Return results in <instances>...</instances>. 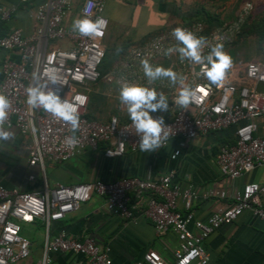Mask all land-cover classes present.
<instances>
[{"label":"built area","instance_id":"1","mask_svg":"<svg viewBox=\"0 0 264 264\" xmlns=\"http://www.w3.org/2000/svg\"><path fill=\"white\" fill-rule=\"evenodd\" d=\"M105 2L42 0L33 13L36 27L32 34L23 35L12 28L0 37V50L6 53L0 64V95L11 101L5 128L11 126L23 139L28 138L26 163L38 167L41 173V185L36 190L23 192L0 184V264H18L29 257L30 242L20 234L19 224L35 220L42 225L44 238L39 256L32 264H50L59 253L80 255L82 264H112L109 248L95 244L91 238H72L63 231L50 236L48 231L51 222L76 211L92 196L103 199L108 214L132 224L138 217L143 218L150 223L155 237H174L176 246L170 261L147 250L138 264H207L203 241L220 226L232 223L242 213L264 221V182L242 184L232 192L225 207L212 211L204 220L194 218L193 205L224 199L225 193L191 184L182 186L176 181L174 170L150 180L130 176L113 181L46 185V164H61L85 150L99 151L108 159L144 152L140 150V138L130 119L120 120L117 115H110L100 122L86 116L88 86L97 81L119 88L125 82L136 83L155 88L168 97L169 110L152 113L154 118L163 116L168 127L165 131L169 133L157 149L167 147L171 140L183 148L186 142L198 137L221 135L230 130L223 136L225 143L219 141L216 148L218 174L235 180L264 168V61L232 66L223 83L208 86V81L199 74V65L181 61L178 53L164 55L165 49L178 44L171 35L176 27L205 37L208 42L203 49L205 55L218 43L229 44L251 15V1L240 0L233 20L223 22L207 34L200 22L164 28L143 43L129 46L101 74L106 28L102 36H81L72 31V14L76 12L78 18L87 16L92 20L101 17L107 22L103 16ZM13 11V7L0 9V20L8 21ZM143 59L154 66L172 68L197 88V95L187 108L175 105L179 88L169 80L149 84L141 66ZM34 77L49 87L54 77L61 97L77 106L80 125L75 133L64 121L26 104V88L36 82ZM259 85L263 88L258 89ZM73 135L78 143L69 147L66 138Z\"/></svg>","mask_w":264,"mask_h":264},{"label":"crops","instance_id":"2","mask_svg":"<svg viewBox=\"0 0 264 264\" xmlns=\"http://www.w3.org/2000/svg\"><path fill=\"white\" fill-rule=\"evenodd\" d=\"M41 1L19 3L17 0H0V9L14 8L8 21L0 20V37L12 28L18 29L23 35L32 34L36 27L33 13ZM128 1L106 0L103 16L107 20L111 19L114 6L120 4L123 8H128ZM143 1L147 2L150 10H154V7L163 10L161 18L164 25L160 27L159 24L137 34L131 43L158 32L164 26L185 22L183 19L186 15H191L196 9L191 8V5L190 10L182 9L184 3H195L196 0ZM75 19H78L76 12ZM105 42L104 40V44ZM5 55L6 53L0 50V64ZM10 130L15 133L13 139L0 141V184L5 188H17L23 192L36 190L41 185V173L38 167H29L26 163L25 146L29 140L23 139L15 128L11 127ZM228 132L230 130L221 135H212L214 140L209 147L205 146L206 136H202L186 142L183 148L177 146L176 140H171L163 149L126 153L113 159L104 158L99 151L85 150L71 158L75 160L74 164L69 162L70 159L61 164H46L45 182L51 187L56 183L70 185L94 180L113 181L130 176L150 180L174 170L176 181L182 186L191 184L199 189L211 188L225 193L224 199H211L193 205L194 218L204 220L212 211L225 207L232 192L238 190L242 184L264 182V168L254 169L235 180L223 178L218 174L215 152L221 138L226 140ZM224 135L226 136L223 137ZM19 225L22 236L26 238L25 234L33 235L31 240L27 238L30 242L29 257L21 264H32L39 256L44 229L38 220ZM48 231L50 236L63 231L72 238H91L95 244L109 248L112 264H138L147 250H153L164 260L170 261L171 252L176 246L173 236L155 237L150 223L143 218L138 217L135 224H132L108 214L104 209L103 199L96 196H92L89 201L64 218L51 222ZM203 248L208 256L207 264H264V221L253 218L249 213H242L232 223L222 225L210 234L203 241ZM82 263L83 258L72 253L56 254L50 262Z\"/></svg>","mask_w":264,"mask_h":264},{"label":"clouds","instance_id":"3","mask_svg":"<svg viewBox=\"0 0 264 264\" xmlns=\"http://www.w3.org/2000/svg\"><path fill=\"white\" fill-rule=\"evenodd\" d=\"M106 27L107 22L101 17L92 20L85 16L73 20L72 23V31L86 37L102 36ZM171 35L178 44L165 49L164 55L178 53L181 61L188 60L199 65V74L208 81V86L223 83L232 67V58L224 51L223 44L218 43L212 46L210 52L205 55L203 49L208 43L205 37H197L183 27L174 28ZM141 66L149 84L160 79H167L172 86H178L175 105L187 108L197 95V88H193L186 82L185 76L178 75L172 68L154 66L148 59L141 60ZM51 79L52 87H49V85L41 84L39 79L34 77L36 82L26 88V104L33 110L42 108L53 117L64 121L75 133L80 125L77 106L61 97L55 78ZM118 99L126 108L131 124L140 138V150L156 151L161 146L162 139H166L169 133L165 131L168 127L165 126L163 116L154 118L152 113L167 112L169 110L168 97L162 92L158 93L155 88L125 82L120 86ZM10 108L11 101L6 96L0 95V141L11 140L15 135L10 130L11 126L5 128ZM77 143L78 139L75 135L66 138V144L69 147Z\"/></svg>","mask_w":264,"mask_h":264},{"label":"rangeland","instance_id":"4","mask_svg":"<svg viewBox=\"0 0 264 264\" xmlns=\"http://www.w3.org/2000/svg\"><path fill=\"white\" fill-rule=\"evenodd\" d=\"M109 1L119 2L120 0ZM131 2H127V5H130L128 8H123L120 4L115 5L111 11V19H106L105 45L107 48L114 49V51H109V54L114 58L121 49L124 50L131 45L137 34L148 31L159 24L160 27L164 25L161 18L162 9L154 7V10H150L147 2L143 0L142 2ZM239 2L240 0H196L195 3H184L182 9L190 10L191 5V8L202 9L211 15H215L216 19L223 23L231 19ZM251 3L253 6L251 18L246 20L247 23L243 33L234 42L232 40V43L230 42L224 46V51L232 58V66H243L248 62L264 61V0H251ZM74 15L75 13L72 14V16ZM181 24L183 25V23ZM167 27L169 26L163 28ZM262 88L263 86L259 85L258 89ZM119 90V87L103 81L97 82L95 85H89L87 93L90 99L88 113L102 120L112 114L128 116L126 108L119 102ZM213 140L212 135L206 136L205 146L209 147ZM69 162L74 164L75 160L70 159ZM25 236L31 240L33 235L25 234Z\"/></svg>","mask_w":264,"mask_h":264},{"label":"trees","instance_id":"5","mask_svg":"<svg viewBox=\"0 0 264 264\" xmlns=\"http://www.w3.org/2000/svg\"><path fill=\"white\" fill-rule=\"evenodd\" d=\"M234 16L231 17V19L225 21V22H229L231 20H233ZM251 18V15L248 17L247 20H249ZM185 22H183V25H186V24H189L191 22H200L204 25V33H209L211 30H213L214 28L218 27L219 25H221V21H218V19H216L215 15H211L210 13H208L207 11H204L202 9H195L191 15H186L185 19H183ZM247 21L242 25L239 33L235 36V38L233 39L232 42H234L242 33H243V30L245 28V25H246ZM182 25V24H181ZM164 28H162L161 30H159L158 32L154 33V34H149L148 36L142 38L140 41L136 42V43H131L130 46H133V45H138V44H141L143 43L144 41H146L147 39H149L150 37L154 36L155 34L159 33L160 31H162ZM231 42V43H232ZM226 46V45H224ZM128 47H126L124 50H120V52L115 56V58L110 55L109 53L111 51H114V49H111V48H107L106 45L104 44V57H103V60H102V63L100 65V68H99V71L101 74L105 73L111 66L114 62H116L119 58L122 57V55L125 53V51L127 50ZM110 51V52H109ZM97 82H100V81H97ZM96 82V83H97ZM96 83H93L91 85H95ZM89 103H90V99L88 97V105H87V114L86 116L90 119H94V120H97V121H100V122H103L105 121L108 116L102 120L100 118H96V117H93L91 116L89 113H88V107H89ZM112 115H115V114H112ZM120 120H124V119H129V116H121L120 114H116ZM110 116V115H109ZM226 140H224L223 138L220 140L221 143H225ZM101 149V148H100Z\"/></svg>","mask_w":264,"mask_h":264}]
</instances>
